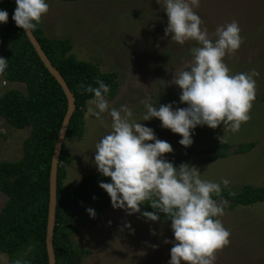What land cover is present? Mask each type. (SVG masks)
<instances>
[{"label":"rangeland","instance_id":"1","mask_svg":"<svg viewBox=\"0 0 264 264\" xmlns=\"http://www.w3.org/2000/svg\"><path fill=\"white\" fill-rule=\"evenodd\" d=\"M48 2L49 11L40 20L44 33L69 38L71 53L77 59L96 64L102 73H116V94L112 99L106 98L110 107L119 109L127 105L133 111V119L152 128L158 139L169 142L173 152L164 154L166 160L188 149L203 150L223 142L233 146L253 142L255 146L246 153H230L214 161L206 159L207 153H193L179 166L195 165L204 180H229L227 186L221 183V189L237 191L244 185L264 186V0H200L199 7L194 8L203 21L201 27H206L213 39L217 27L233 20L238 22L243 43L234 54L223 58L224 63L230 74L254 70L258 75L254 77L256 98L250 119L241 124L239 131L232 132L223 124L215 129L197 126L194 143L188 148L179 144V134L161 127L158 118L142 121L146 109L141 101L148 96L157 107L171 102H176L174 107L187 106L179 101L182 90L171 81L175 72L183 70L191 60L190 49L199 46L193 40L181 45L170 35L165 36L168 17L163 0ZM9 89L25 92V85L5 81L0 75V95ZM90 100L83 109L82 137L64 140L72 155V161L64 164L65 187L78 184L84 175L97 171L95 145L112 131L108 113L102 114L103 124L88 113ZM30 130L15 128L0 116V162H13L23 156V142ZM6 200L7 196L0 191V210ZM215 201L223 205L224 215L218 218L231 235L230 244L216 253L214 264H264V202L229 208L227 200ZM127 222L131 229L124 227ZM70 238L76 248L89 250L74 264H168L173 244L165 240H173L174 235L171 225L110 207L95 218L82 212L73 223ZM0 264H10L6 254H0Z\"/></svg>","mask_w":264,"mask_h":264},{"label":"clouds","instance_id":"2","mask_svg":"<svg viewBox=\"0 0 264 264\" xmlns=\"http://www.w3.org/2000/svg\"><path fill=\"white\" fill-rule=\"evenodd\" d=\"M17 7L12 19L26 33L34 31L42 16L49 11L48 0H15ZM200 0H163L168 17L165 36L183 45L188 40L199 46L190 49L191 60L183 70L175 72L171 83L182 91L179 101L186 107L152 103L151 96L141 103L146 109L142 121L158 118L161 127L179 134V144L185 148L193 143L197 126L212 129L221 124L232 132L250 119L252 103L256 98L258 75L250 73L230 74L224 63L226 55L234 54L243 43L241 28L233 20L217 27L215 39L194 11ZM159 3V0H157ZM9 14L0 9V23H7ZM8 60L0 57V74L8 68ZM95 83L81 84L82 93L94 94L87 111L103 124V113L111 117V129L95 145L94 163L97 171L111 182H99V187L110 196L113 209H121L128 215L141 212V205L148 202L155 211L141 214L150 221H158V213L171 220L174 239L171 243L168 264H214L216 253L230 244L231 233L218 218L224 215L223 205H218L213 195L220 196L221 183L204 180L195 165L183 163L175 166L164 158L173 152L172 145L156 137L154 130L133 119V111L127 105L119 109L110 107L106 96L110 86L97 78ZM220 141L223 136L219 137ZM95 199V197H93ZM91 218L96 217L92 208L86 209ZM111 224V221H109ZM124 227L131 229V223ZM134 231V229H132ZM153 234L155 232L153 231ZM153 248L157 245H153ZM14 264H22L20 259ZM26 264V262H24Z\"/></svg>","mask_w":264,"mask_h":264},{"label":"trees","instance_id":"3","mask_svg":"<svg viewBox=\"0 0 264 264\" xmlns=\"http://www.w3.org/2000/svg\"><path fill=\"white\" fill-rule=\"evenodd\" d=\"M15 8V0H0V9L9 14L7 23H0V57L7 59L9 65L5 73L0 75L5 81L23 83L25 92L9 89L0 95V116L15 128L30 127L31 130L23 142V156L13 162H0V191L7 196L0 210V254H6L10 264H14L17 259L22 264H48L45 247L48 179L67 100L61 86L41 62L23 29L12 19ZM32 32L75 97V110L70 117L65 139H79L84 133L83 109L94 96L92 93H82L81 84L98 87L95 81L99 78L110 86L106 98L112 99L117 91V75L102 73L96 64L77 59L71 53V40L47 36L41 22ZM254 146L253 142L236 146L223 142L203 150H185L168 161L178 167L193 153H207L206 159L214 161L230 153H246ZM71 161L72 155L63 143L57 173L53 237L56 264H74L89 252L76 248L71 241L75 219L82 212H87L88 208L94 209L98 216L112 207L110 196L99 187V182L111 180L98 171L84 175L78 184L63 186L64 164ZM217 198L227 200L229 208L264 202V186L244 185L237 191L222 189L220 196L213 195L214 200ZM144 211L155 210L145 201L141 205V212L134 214L147 220L141 214ZM158 215L160 219L155 222L171 225L166 214Z\"/></svg>","mask_w":264,"mask_h":264},{"label":"water","instance_id":"4","mask_svg":"<svg viewBox=\"0 0 264 264\" xmlns=\"http://www.w3.org/2000/svg\"><path fill=\"white\" fill-rule=\"evenodd\" d=\"M15 7H17L15 2ZM24 31V30H23ZM29 42L32 44L34 50L36 51L38 57L40 58L43 65L46 67L48 72L54 77V79L58 82L61 86L63 93L66 96L67 100V108L55 141L53 154L51 158V166H50V173H49V200H48V212H47V223H46V237H45V247L47 253L48 264H56L55 259V252L53 246V237H54V227H55V211L57 205V173H58V164H59V157L62 145L65 140L66 130L68 128L69 120L71 115L75 110V97L71 90L69 89L67 83L65 82L64 78L60 74V72L54 67L51 63L47 55L45 54L43 48L39 44L38 40L34 36L33 32L26 33Z\"/></svg>","mask_w":264,"mask_h":264}]
</instances>
